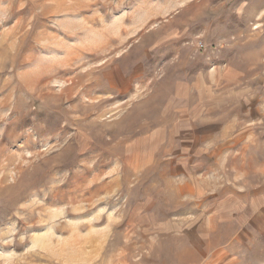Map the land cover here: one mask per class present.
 <instances>
[{
    "label": "rangeland",
    "instance_id": "374dc122",
    "mask_svg": "<svg viewBox=\"0 0 264 264\" xmlns=\"http://www.w3.org/2000/svg\"><path fill=\"white\" fill-rule=\"evenodd\" d=\"M198 84L264 115V0H0V264H264V120Z\"/></svg>",
    "mask_w": 264,
    "mask_h": 264
},
{
    "label": "crops",
    "instance_id": "0c3cea01",
    "mask_svg": "<svg viewBox=\"0 0 264 264\" xmlns=\"http://www.w3.org/2000/svg\"><path fill=\"white\" fill-rule=\"evenodd\" d=\"M197 86L201 91L198 96V137H206L209 130L216 131L220 127L217 122L225 120L226 124L222 128H225L227 136L232 138L233 144H229L231 151L248 153L254 141V132L260 131L261 122L264 120V115L257 114L258 111L262 112L261 101L244 95L248 86L228 90L231 88L228 85L226 91L223 86L225 96L222 98L212 96V92H208L212 89L206 84Z\"/></svg>",
    "mask_w": 264,
    "mask_h": 264
}]
</instances>
